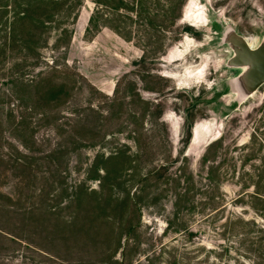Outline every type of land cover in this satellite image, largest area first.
<instances>
[{"label":"rangeland","instance_id":"1","mask_svg":"<svg viewBox=\"0 0 264 264\" xmlns=\"http://www.w3.org/2000/svg\"><path fill=\"white\" fill-rule=\"evenodd\" d=\"M164 1H148L153 18ZM95 8L82 0L70 34L59 21L33 50L19 44L0 60V264H234L221 221L262 224L256 202L236 200L242 178L264 177V86L246 100L233 90L240 70L228 67L225 33L259 46L264 0H185L178 29L154 19L165 32L130 13L112 22L133 28L128 39L87 32ZM13 9H0V43ZM66 62L72 71L50 70ZM19 76L33 82L28 103L5 95ZM50 78L73 93L58 109L41 96ZM213 142L208 159L225 163L226 178L207 192L201 159ZM192 173L191 201L177 211L174 179Z\"/></svg>","mask_w":264,"mask_h":264},{"label":"trees","instance_id":"2","mask_svg":"<svg viewBox=\"0 0 264 264\" xmlns=\"http://www.w3.org/2000/svg\"><path fill=\"white\" fill-rule=\"evenodd\" d=\"M95 3L96 8L94 9L90 21L89 28L87 32L95 30L94 34H97L103 28H108L117 33L120 37L128 39L126 32L129 34L133 33V28L126 31V26L116 25L113 26V21H118L121 24L124 19H132L130 13H135L136 18L139 20H147L148 25L152 28H158L163 30L162 26H156L154 24V19H160L163 23L172 22V26L178 29V21L182 16V9L185 0H165V9L161 10L160 13H155L154 18L152 13H149L150 9L147 4L148 1L152 0H91ZM151 3V2H150ZM23 5H17L19 11H15L13 6H0V9L12 8L14 11V16L11 23L7 21V26L5 27V42L0 43V60L6 51H11L17 49L20 44L25 51H31L34 47H37L38 42H44L45 36H47V31L50 29V25L56 24L57 28L60 27V22L63 24L69 22L71 19L78 20V11L82 6V0H29L23 8ZM7 30V31H6ZM71 29L65 24L60 30L61 35L70 34ZM177 33V31H176ZM178 34V33H177ZM180 36L175 37L174 41H178ZM46 40V39H45ZM132 41V40H131ZM40 43V44H41ZM150 45L156 46L152 41L149 42ZM51 66L50 70L52 73H57L62 70V72L72 71L70 65L66 62L63 65ZM79 74V73H78ZM32 81H27L25 77L19 76L12 79L13 87L8 93L10 97L17 96V99L21 100L22 103H28V98L25 97L26 93L31 87ZM11 92V93H10ZM41 96L45 97V104L55 109H58L64 104H68L73 98V93L65 82H55L52 78L49 79L48 85L45 87ZM9 97V98H10ZM12 99V98H10ZM28 107V104L22 105ZM1 107V104H0ZM23 110V109H22ZM28 108H25L24 111ZM92 112H96L94 108H91ZM22 116L25 113L22 112ZM187 120L189 118L187 117ZM189 129H192V123L189 125ZM193 139V136H192ZM216 146L214 142L211 143L203 158L201 159V166L206 170L207 176L206 180L209 182L210 187L207 186L208 190L215 191L222 188V183L226 177H222L220 172H226L224 164L221 159H208L210 151ZM231 168V167H230ZM235 173V171H234ZM157 172H153L151 176L144 177V180L151 178ZM224 176V173H223ZM242 178L240 187L245 189V191L239 194L238 199L241 201L244 196L248 195L250 199L258 204L257 207L250 205V208L254 211V214L262 220V224L256 219H246L243 216H232L223 218L221 221L220 237L224 244L232 243L231 245H224L226 253L228 256L234 260V264H264V177H256V179H245ZM219 180V181H218ZM239 180V178H238ZM176 193L174 208L178 210H183L186 204L188 205L191 201V191L190 186L195 185V174L192 173L188 181H184L181 176L176 175L175 179ZM184 188L178 191L182 183ZM245 182H248L247 184ZM253 189V192H249ZM249 192V193H248ZM220 199L217 201L218 209L221 208V201H225V196H218ZM213 202L216 198L213 196L209 198ZM119 201V200H116ZM127 204L136 205V199L133 197H127ZM260 214V215H259ZM132 227V226H131ZM237 240L239 247L235 248L234 243ZM223 248V249H224ZM235 249V250H234ZM224 252V251H223Z\"/></svg>","mask_w":264,"mask_h":264},{"label":"water","instance_id":"3","mask_svg":"<svg viewBox=\"0 0 264 264\" xmlns=\"http://www.w3.org/2000/svg\"><path fill=\"white\" fill-rule=\"evenodd\" d=\"M225 38L233 50L228 67L240 70L232 83L233 90L246 100L264 86V40L252 48L246 37L232 29L225 33Z\"/></svg>","mask_w":264,"mask_h":264},{"label":"bare ground","instance_id":"4","mask_svg":"<svg viewBox=\"0 0 264 264\" xmlns=\"http://www.w3.org/2000/svg\"><path fill=\"white\" fill-rule=\"evenodd\" d=\"M247 41H248V43L250 44V46L252 47V48H255V47H257V45L256 44H251L250 43V41L247 39ZM255 94H253L251 97H253ZM192 141H193V139H192Z\"/></svg>","mask_w":264,"mask_h":264}]
</instances>
